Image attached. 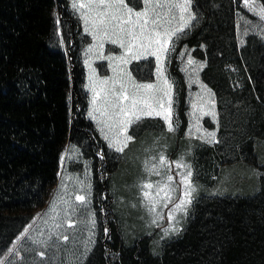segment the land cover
Here are the masks:
<instances>
[{
	"label": "trees",
	"instance_id": "obj_1",
	"mask_svg": "<svg viewBox=\"0 0 264 264\" xmlns=\"http://www.w3.org/2000/svg\"><path fill=\"white\" fill-rule=\"evenodd\" d=\"M241 1L193 0L195 18L169 60L178 136L189 123L187 83L177 64L184 45L206 61L201 76L217 97L220 140L195 149L196 169L231 155L255 161V145L264 140V39L250 33L239 43ZM58 22L65 47L52 43ZM82 31L68 0H0V263L51 199L72 142L92 159L100 218L96 242L80 264H264V176L253 192L199 195L181 233L165 238L158 251L153 233L126 240L111 191L119 153L87 115ZM154 69L153 57L131 64L139 79H153ZM153 118L165 127L160 116L147 117L145 127Z\"/></svg>",
	"mask_w": 264,
	"mask_h": 264
},
{
	"label": "rangeland",
	"instance_id": "obj_2",
	"mask_svg": "<svg viewBox=\"0 0 264 264\" xmlns=\"http://www.w3.org/2000/svg\"><path fill=\"white\" fill-rule=\"evenodd\" d=\"M68 1L71 12L79 18L83 29L80 54L86 68L85 89L89 93L87 115L97 122L107 137L109 142H106L110 148L119 153V156L114 157L118 163L112 173L111 191L116 219L126 240L129 242L143 233H153V249L158 251L165 238L181 233L192 204L199 195H238L255 191L260 177L264 176V140L257 141L255 145V161L231 155L211 160L210 165H201L197 169L194 166L195 149L204 143L214 144L220 140V115L216 94L201 76L206 61L195 57L192 48L187 45L177 53V64L187 83L189 123L183 136L177 134L176 90L168 67L170 57L177 52L179 39L191 27L195 18L193 0H190L188 12L183 14L185 19L189 14L193 17L189 27L173 36L167 44V51L163 52L158 50L159 46L155 43L149 47L147 40L135 42L129 51L130 41L125 32H120L111 25H94L97 10L94 7L91 10L79 7L80 4L87 5L89 0ZM179 2L182 3L183 0ZM126 3L134 11H141L144 7L142 0H126ZM240 5L237 13L239 43L243 44L250 33L264 39V18L260 14V9L264 7L263 1L248 0L246 4L242 0ZM163 11L168 13V9ZM171 16H175V19L170 24H164L163 28L171 30L181 24L179 9H171L165 19ZM62 29L63 23L58 22L52 43L65 47ZM114 40L117 42L113 43ZM120 41H123V47ZM141 43L144 47H140ZM153 52L157 55H152ZM134 54L139 59H155L153 79H139L132 73V62L139 60L133 58ZM149 84L153 85L152 89L136 87ZM122 86L129 97L135 95L147 100L156 111L161 110L156 101L162 103L165 109L169 107V96L165 95L168 92L174 130H168L167 121L163 117L165 127L160 125L157 118H153L149 126L145 127L149 116H142L139 121L128 125L125 133L120 123L125 117L115 116L118 109L113 107L115 96L121 92ZM123 103L127 105L128 101ZM139 108H145V105L140 104ZM132 126L134 133L131 132ZM209 133L215 135L209 136ZM125 135L132 136L133 139L123 151H117L118 147H123L121 142ZM161 156L166 160L163 166L160 163ZM178 165H189L190 169ZM189 170L193 173L191 182L195 189L191 196L192 202L185 206L184 211L174 212L176 219L170 220L174 205L183 199L185 188L181 181ZM168 176H172L173 180L168 181ZM148 183L153 185L148 190L152 193L150 199L143 196V191L146 190L143 185ZM165 184L175 190L171 193V202L161 200L163 193L161 196L156 195L158 189ZM77 196H84L85 202L78 201ZM165 203L167 207L164 206ZM172 228L180 231H171ZM166 229H169L167 235ZM99 232L100 218L94 204L92 159L85 157L82 149L71 142L51 199L0 264H80L95 244ZM64 236L68 239L64 240Z\"/></svg>",
	"mask_w": 264,
	"mask_h": 264
},
{
	"label": "snow or ice",
	"instance_id": "obj_3",
	"mask_svg": "<svg viewBox=\"0 0 264 264\" xmlns=\"http://www.w3.org/2000/svg\"><path fill=\"white\" fill-rule=\"evenodd\" d=\"M248 0H245L247 4ZM144 5L141 11H134L133 8L129 7L126 3V0H89L87 5L80 4V8L88 7L90 10L94 7L96 12V18L93 20L94 25L98 26H106L111 25L113 28L118 29L120 32H125L129 37V45L128 50L131 51L132 45L137 41L147 40L149 42L148 46L150 47L152 43H155L159 46V51H167V44L171 40L173 36H176L178 33L183 31V29L189 27L191 20L193 17L189 14L187 19L184 17V13L188 12L190 7V0H183V2H179V0H142ZM76 5H74L75 7ZM179 9L181 12L180 20L181 24L178 27H175L171 30L168 28H163L164 24H170L172 19H175V16H171L169 19H165V16L168 15L171 9ZM158 9L160 11H158ZM164 9H168V13L164 12ZM260 14L262 18H264V7L260 9ZM163 28V31L160 29ZM107 34V33H105ZM116 43L117 41H112ZM121 46H124L123 41H120ZM140 47H144L141 43ZM152 55H157V53L153 52ZM134 59H139L138 55H133ZM159 59V57H157ZM191 63V61H190ZM139 88L144 89H152L153 85H137ZM126 89H123L119 94L115 96V103L113 105L114 108L118 109L114 113L115 116H123L125 119L120 121L123 126V131L127 132L128 125L133 124L136 121H139L142 116H161L163 117L168 124V130L173 131L172 126V112H171V99L170 94L168 92L165 93L166 96H169L168 104L169 107L167 109L164 108V105L159 101H156L160 111H156L155 108L152 107L151 104L148 103L147 100L143 98H138L137 96L133 95L129 97L126 94ZM98 95V94H97ZM128 101V104L125 105L123 102ZM93 103H95V96L93 98ZM143 104L145 108H139L138 105ZM102 115L104 113H101ZM92 115V113H89ZM209 136H214L215 133H209ZM107 138V137H106ZM133 139L132 136L125 135L124 140L121 142L123 147H118L117 151H123L124 147H127L129 141ZM161 165L166 164L165 157H160ZM179 167L189 168V165H178ZM193 173L191 170L187 171L185 175L182 177L181 183L184 185L185 191L183 193V199H181L180 203L174 205V211L170 214L169 219L175 220L174 212L184 211L185 206L191 204V196L192 192L195 189L192 187L191 177ZM168 181H172L173 177L168 176ZM143 188L146 189L143 191V196L146 199H150L152 193L148 190L153 188L151 183L144 184ZM175 191L171 188L170 185L165 184L163 187H160L156 192L157 196H161V200L171 202L172 196L171 193ZM76 199L81 203L85 202L84 196H77ZM167 207V203L164 204ZM154 210V208L152 209ZM155 222V221H154ZM71 227V225H69ZM169 229L165 230V235L168 234ZM171 231L179 232L180 229L172 228ZM64 240H67L68 237L64 236ZM43 255V254H41Z\"/></svg>",
	"mask_w": 264,
	"mask_h": 264
},
{
	"label": "crops",
	"instance_id": "obj_4",
	"mask_svg": "<svg viewBox=\"0 0 264 264\" xmlns=\"http://www.w3.org/2000/svg\"><path fill=\"white\" fill-rule=\"evenodd\" d=\"M149 117H151V116H149ZM157 117H158V116H157ZM161 118H162V117H161ZM163 120H164V119H163ZM93 121H94V120H93ZM94 123H95V125H96V127H97L99 133L101 134V136H102L107 142H109L108 139L106 138V136L104 135L103 131L100 129V127H99V125L97 124V122L94 121ZM109 144H110V143H109Z\"/></svg>",
	"mask_w": 264,
	"mask_h": 264
}]
</instances>
